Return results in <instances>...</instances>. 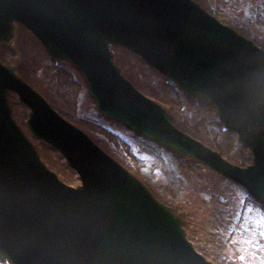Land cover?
Returning a JSON list of instances; mask_svg holds the SVG:
<instances>
[{
  "label": "water",
  "instance_id": "95a60500",
  "mask_svg": "<svg viewBox=\"0 0 264 264\" xmlns=\"http://www.w3.org/2000/svg\"><path fill=\"white\" fill-rule=\"evenodd\" d=\"M206 11L192 0H0V44L22 26L50 56L82 73L97 113L179 158L207 164L264 207V118L250 121L235 110L234 97L222 94L231 70L250 56L264 58V51ZM112 47L129 50L187 95L214 105L223 126L252 153V164H229L175 129L160 106L123 78ZM12 65L0 63L2 262L214 264L186 240L177 215L57 115ZM10 92L29 109L31 136L56 149L81 185H65L42 164L9 101L16 123L11 116ZM160 201L183 219L171 202Z\"/></svg>",
  "mask_w": 264,
  "mask_h": 264
},
{
  "label": "rangeland",
  "instance_id": "374dc122",
  "mask_svg": "<svg viewBox=\"0 0 264 264\" xmlns=\"http://www.w3.org/2000/svg\"><path fill=\"white\" fill-rule=\"evenodd\" d=\"M219 21L232 26L264 49V0H197ZM113 60L140 92L170 112L172 122L191 137L207 143L233 164H249L250 153L235 144V137L221 129L214 109L206 102L185 98L166 86L158 75L136 57L114 49ZM0 61L13 64L16 74L28 81L64 119L85 131L96 143L128 166L161 200L171 202L183 214L187 238L198 252L214 264H264V212L244 190L206 166L183 162L142 142L117 124L98 116L81 75L69 64L52 62L30 33L16 27L12 40L0 45ZM11 101L17 123L24 125L26 109L15 96ZM172 98L174 100H172ZM108 139L110 142H108ZM34 141L40 159L66 184L75 185L76 175L49 146ZM117 144L115 147L113 143ZM142 163L131 164L132 158ZM133 162V161H132ZM130 163V164H129ZM131 169V170H132Z\"/></svg>",
  "mask_w": 264,
  "mask_h": 264
},
{
  "label": "clouds",
  "instance_id": "9594fccd",
  "mask_svg": "<svg viewBox=\"0 0 264 264\" xmlns=\"http://www.w3.org/2000/svg\"><path fill=\"white\" fill-rule=\"evenodd\" d=\"M223 95L234 97V108L250 121L264 118V58L250 56L231 70Z\"/></svg>",
  "mask_w": 264,
  "mask_h": 264
}]
</instances>
